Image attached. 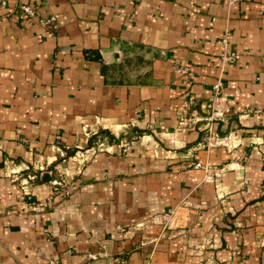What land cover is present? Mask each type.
Here are the masks:
<instances>
[{"label": "crops", "instance_id": "crops-1", "mask_svg": "<svg viewBox=\"0 0 264 264\" xmlns=\"http://www.w3.org/2000/svg\"><path fill=\"white\" fill-rule=\"evenodd\" d=\"M0 209V264H264V0H0Z\"/></svg>", "mask_w": 264, "mask_h": 264}, {"label": "built area", "instance_id": "built-area-1", "mask_svg": "<svg viewBox=\"0 0 264 264\" xmlns=\"http://www.w3.org/2000/svg\"><path fill=\"white\" fill-rule=\"evenodd\" d=\"M242 0H228V5L233 6L234 4L240 2ZM2 6L5 5V3L1 4ZM19 10L27 17L33 18L34 17V12L32 8H30L27 5H22L19 7ZM55 22L54 18H50L48 20L42 21L43 26H50ZM228 40H229V34H225L221 40V45H222V51L220 55V62L221 64L225 65L227 63L233 62L239 58V56L230 51L227 48L228 45ZM174 71L176 73H181L183 75H190V70L188 67H179L176 66L174 68ZM222 82L220 80L216 81L210 90V100L205 104L204 106V115L202 117L203 122L205 123L203 132H204V140H205V145L210 147L213 145H220L222 144V139L218 137L214 126L217 122L222 120L223 118V113L219 110H217L216 106L222 103V97L220 96V91L222 89ZM180 124L182 127H188L185 124V119L182 117L180 119ZM59 140L60 137H57ZM81 159H83V156H79ZM201 163H195V167H200ZM206 167V166H205ZM64 194H68L67 191H65ZM172 211H169L168 214H171ZM10 214L9 211L4 212L2 209H0V216L2 215H7ZM52 264V263H50ZM107 264H127L126 258L124 256H117L114 259H112L110 262Z\"/></svg>", "mask_w": 264, "mask_h": 264}, {"label": "rangeland", "instance_id": "rangeland-1", "mask_svg": "<svg viewBox=\"0 0 264 264\" xmlns=\"http://www.w3.org/2000/svg\"><path fill=\"white\" fill-rule=\"evenodd\" d=\"M57 185H62V182L57 183Z\"/></svg>", "mask_w": 264, "mask_h": 264}]
</instances>
